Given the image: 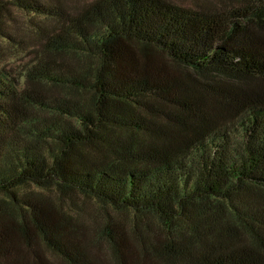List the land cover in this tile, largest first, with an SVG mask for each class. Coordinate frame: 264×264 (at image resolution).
<instances>
[{
  "label": "trees",
  "instance_id": "1",
  "mask_svg": "<svg viewBox=\"0 0 264 264\" xmlns=\"http://www.w3.org/2000/svg\"><path fill=\"white\" fill-rule=\"evenodd\" d=\"M216 1L11 0L52 22L27 85L0 68L6 264H45L32 228L66 264H93L71 211L25 184L95 202L116 264H264V0Z\"/></svg>",
  "mask_w": 264,
  "mask_h": 264
},
{
  "label": "rangeland",
  "instance_id": "2",
  "mask_svg": "<svg viewBox=\"0 0 264 264\" xmlns=\"http://www.w3.org/2000/svg\"><path fill=\"white\" fill-rule=\"evenodd\" d=\"M44 5L57 6L72 11L79 8L89 0H37ZM181 6L200 8L210 6L216 0H168ZM51 20L32 12H26L13 6L11 0H0V68L7 69L18 79L19 85L28 83L25 79L26 70L43 52V33L48 30ZM46 34V33H45ZM175 66V65H173ZM209 76V75H207ZM207 76L198 75L199 79L207 80ZM218 80V79H216ZM208 81H211L208 78ZM59 91V89H56ZM55 91V92H56ZM17 191L22 196L32 199L49 200L65 211L72 213L71 220L78 223L79 231L85 234L89 241V257L93 264H116L106 241L100 236L98 227L105 219L104 211L93 201L81 197L71 199L57 195L53 190L40 189L32 184H25ZM0 195V204L8 207L7 201ZM23 209L26 206H21ZM113 216L128 226L131 218L126 213L112 212ZM29 227H31L29 225ZM152 233H161L157 224H152ZM31 248H34L38 256L43 258L45 264H66L59 256L54 255L44 244L36 232L31 230ZM15 240V241H14ZM13 245L22 254L23 262H31L33 255L25 250V242L21 238H12ZM6 243V241L4 242ZM8 259V258H5ZM0 255V264H6V260Z\"/></svg>",
  "mask_w": 264,
  "mask_h": 264
}]
</instances>
